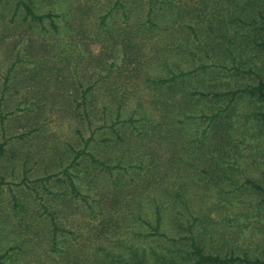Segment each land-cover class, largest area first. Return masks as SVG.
I'll return each mask as SVG.
<instances>
[{"label": "rangeland", "instance_id": "rangeland-1", "mask_svg": "<svg viewBox=\"0 0 264 264\" xmlns=\"http://www.w3.org/2000/svg\"><path fill=\"white\" fill-rule=\"evenodd\" d=\"M16 1L0 0V264L152 260L178 245L152 233L157 204L167 237L263 257L264 192L246 181L264 187L262 107L236 92L208 118L229 96L212 92L264 78L263 52L236 70L205 57L194 33L230 25L198 0H21L40 21Z\"/></svg>", "mask_w": 264, "mask_h": 264}, {"label": "trees", "instance_id": "trees-1", "mask_svg": "<svg viewBox=\"0 0 264 264\" xmlns=\"http://www.w3.org/2000/svg\"><path fill=\"white\" fill-rule=\"evenodd\" d=\"M198 1L203 6L201 8L202 10H208L207 12L210 19L219 20L221 26L230 25V28H224L221 34L217 36L222 40L217 39L216 41L214 39V42L212 41L213 39L210 40L205 37L197 39V34L194 33L193 39L195 42H197V45L200 46V50L204 52V55H206V53H211L210 55L208 54L205 57L213 58L212 54H216L214 49L222 50L220 53H223L224 51L232 52L230 53L233 57L231 65L227 67L226 65L222 64V66L236 70L238 69L239 62L237 61V59H235V57L244 54L250 58L252 57L251 52L253 50L262 51L264 56V0ZM219 1L226 4L225 11L223 7H220L221 5L217 4V2ZM171 2L174 1H167V3ZM208 2H210L211 4H208ZM19 3L23 5L22 7L24 8L25 13L29 14L32 19L40 21L43 16H50V13H35L34 11H32V9H30L29 6L26 5V3L22 2L21 0H17L15 6H18ZM151 11V6L148 5L146 14L149 15ZM158 14L159 13L156 12L153 13V17L157 19L160 15ZM102 18L99 26H102L103 24ZM149 18L150 17L148 16V21L150 23H153L154 18L153 20H150ZM191 30L193 31L194 29L191 28ZM250 62V66L256 67L255 63H253L252 60ZM261 64L264 67V57L263 63ZM197 66L204 69L208 66H213V64L202 63L199 61ZM181 74L183 75L185 73L181 72ZM174 76L175 75L172 74L167 77L158 78L154 81L156 83L169 82L167 87H170ZM5 79L6 75L4 76V80ZM236 92H239L247 96L248 98L253 99L254 102L260 104L262 108L255 110L254 114L257 115L258 120H260L262 122V125L264 126V78L260 76L259 73H257L254 81L246 85L237 87L235 90H221L212 92L211 95L216 97L223 98L224 95L229 96H227L228 101L225 103L224 107H222L221 109L218 108L212 115L208 117L209 119H211L210 121H213V119H215L216 117H220V111H224L229 107V103L235 98L234 94ZM198 93L204 95L206 94L202 91H198ZM219 120L220 118L216 122H220ZM246 181L249 182V184L254 188L264 192V187L262 185L257 184L251 180ZM69 182L70 185L73 186L72 181ZM176 194L179 195V193ZM179 201V203L182 204L184 202L180 199ZM159 224L160 214L159 205L157 204L155 208L154 225L151 227L152 233L161 236L163 235L173 242H177L178 245L175 246V248H173L169 253L152 250V260H149L147 253H145L143 249L138 251L134 247H127L126 249L129 252L127 253V256L120 253L113 254L112 252H107L103 257H100L99 261H97V263L95 264H264V256L250 257L245 253L241 255L233 253L219 254L214 251L205 250L199 243L198 239L192 233H189L187 236H177L176 238L167 237L164 233L159 231ZM182 239H186V241L183 242ZM184 244L187 246H184Z\"/></svg>", "mask_w": 264, "mask_h": 264}]
</instances>
